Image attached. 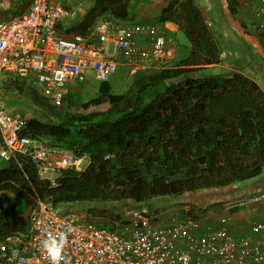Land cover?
Listing matches in <instances>:
<instances>
[{"label": "trees", "instance_id": "16d2710c", "mask_svg": "<svg viewBox=\"0 0 264 264\" xmlns=\"http://www.w3.org/2000/svg\"><path fill=\"white\" fill-rule=\"evenodd\" d=\"M138 1L94 0L65 33H84L101 14L129 20ZM226 4L233 12L236 0ZM158 21L174 23L188 51L166 67L139 74L132 92H114L109 79L97 83L94 97L76 104L71 87L56 109L30 91L56 121L30 118L21 133L86 154L89 163L81 170H65L58 185L50 187L27 158L0 159V193L13 194L0 200L5 206L0 238L23 232L25 210L38 200L47 199L57 209L85 205L89 221L114 228L123 215L115 205L119 201L158 212L156 203L151 208L140 205L154 197L213 190L264 174V91L240 71L246 65L222 74L200 72L223 59L196 0H164ZM1 85L20 91L23 83L4 80ZM65 105L78 111L64 110ZM102 206L110 208L98 209Z\"/></svg>", "mask_w": 264, "mask_h": 264}, {"label": "built area", "instance_id": "2783aa9c", "mask_svg": "<svg viewBox=\"0 0 264 264\" xmlns=\"http://www.w3.org/2000/svg\"><path fill=\"white\" fill-rule=\"evenodd\" d=\"M72 0H29L24 11L0 20V79L33 81L42 96L58 107L71 85L92 74L107 81L120 67L146 71L166 67L175 40L156 24L98 15L84 33L64 36L58 25L69 15ZM253 20L264 28V0H256ZM144 37V44L138 40ZM223 56V53H221ZM25 120L6 110L0 89V159L27 158L41 180L57 186L63 172L81 170L89 157L45 140L22 134ZM264 208V191L230 199L226 210ZM57 209L47 199L25 210V230L0 238V264H264V219L249 221L248 231L235 236L228 218L216 227L185 217L159 223L158 213L133 208L114 228L89 221L87 206ZM63 237V242L61 238ZM53 260L50 249L59 247Z\"/></svg>", "mask_w": 264, "mask_h": 264}, {"label": "crops", "instance_id": "0c3cea01", "mask_svg": "<svg viewBox=\"0 0 264 264\" xmlns=\"http://www.w3.org/2000/svg\"><path fill=\"white\" fill-rule=\"evenodd\" d=\"M152 1L154 5L157 4L159 5L160 8L164 4V0H152ZM196 1L199 7L202 9L203 14L208 24H209V20L215 15L214 8L217 9L219 14L222 15L223 21H225L227 26L230 28L231 33L233 34V36H235L237 40L234 43V45H236L235 51H239V48L237 47L238 43L243 42L245 44V48L247 50V54L250 57V61L245 60L244 63L239 62V64L232 67L230 71L239 70L240 66L246 65L244 68L240 70L242 73L247 74L251 78L254 79L255 78L254 75L256 71H259V73L262 75V80L264 81V28L262 29L257 28L254 20L252 19L253 9L257 7V1L256 0H236V4H235L233 12H231L228 9L226 0H196ZM21 2L26 4L27 0H0V12L8 8L6 11L8 12L18 11L16 12V14H18L22 12V10L18 8ZM158 14L154 17H150L149 19L146 18L143 23L156 24L160 26L166 32L168 36L176 40L177 44H176L175 49L172 52V57L170 60L172 63H174L186 55L188 51L187 44L185 40L181 39L180 32L177 30V26L172 22L160 23L158 21ZM10 16H13V15H10ZM81 18L77 17L76 15L71 16V14L69 13V15L64 17L59 23L58 25L59 33L64 36H71L72 34L71 35L66 34L65 30L68 27L72 26L73 24H77ZM1 19H4V18H1ZM144 42H145L144 37H141L138 40V44H144ZM221 57L224 61L225 60L224 55ZM220 64L222 65V63ZM120 68H123V67H120ZM142 71L147 72L144 69ZM209 71L212 72V69L210 70L201 69L200 70L202 74H206ZM177 79H180V77ZM4 80L11 81V82L17 81V80L10 79L8 77H3L0 79L1 101L3 97L6 98L8 96L10 97L11 95H17L19 97L23 92H25L27 94V99H26L27 102L29 103L30 106H34L36 105V103L31 98L30 91H35L38 95L44 98V101L47 104H49L50 106H53L48 102V100L44 96H42L39 86L36 85L33 81L26 82V80H24L23 82H21L23 83V85L21 86L20 91H18L15 88H9L7 90H4L1 85L4 82ZM89 80H90V77L86 81H83L81 83H83L84 85ZM78 84L79 83L71 85V87L73 88L71 92H73L74 89H76ZM262 90L264 91V89ZM4 107L6 108L7 111L11 113L19 114L25 121L30 118H34L33 115H37V113H39V111H35L33 109H29V110L27 109L28 111H30V115L26 113H21L20 111H18V107L15 105L11 107H8V106H4ZM256 182L257 181H255L254 185L252 186L253 188L256 187L252 192L264 191V174L259 176V181H258L259 183L257 184ZM234 186H236V183L230 184L226 187L213 189L214 192L219 194V198L214 200V202L216 203L218 202L217 203L218 205H216L215 208L221 209V206L223 204L219 202H222L223 200H225L229 194L231 195L235 193L233 190ZM253 188H247L246 186V191L251 190ZM204 191H210V190H202V191H195V192H204ZM195 192H188L186 194H191ZM181 203H182L181 206H179L178 208L163 209L160 212L158 211L157 213H158L159 223L160 222L161 223H172V222L181 220L185 217H188L189 215L187 214V211H190L191 208H189L188 204H184V202H181ZM132 204H134L132 201H119L115 205L117 206L116 208H120L123 211V214H126L131 208L138 206V205H132ZM151 205H152L151 203H148V204H142L140 206L151 208ZM163 205H167V204H163ZM258 208L259 209L255 213H251L247 207H242L237 211L235 210L225 211L229 213L227 227L229 231L231 232V234L235 236H239L248 231L250 220L264 219V208L261 205ZM191 213L198 216V218L201 220L202 225H206L207 223H210L212 226L216 227L217 222L215 219H212V217L208 215L202 216L201 214L196 213L195 211L193 212L191 211Z\"/></svg>", "mask_w": 264, "mask_h": 264}, {"label": "rangeland", "instance_id": "374dc122", "mask_svg": "<svg viewBox=\"0 0 264 264\" xmlns=\"http://www.w3.org/2000/svg\"><path fill=\"white\" fill-rule=\"evenodd\" d=\"M94 0H72L71 3L65 2V5L67 6V9L69 13L72 15H76L77 17H82L85 13V11L90 8V6L93 4ZM26 4L21 2L20 6L18 7L22 11L24 10ZM8 9V8H7ZM6 9V10H7ZM6 10H3L0 12V19L1 18H6L10 15L16 14L18 11H13V12H8ZM160 11L159 5H154L152 0H140L136 3V9L133 14L130 15L129 20L134 21V22H144L145 19H149L150 17L156 16ZM181 39L185 40L184 36L180 33ZM143 69L140 67H125V68H120L118 72L111 77V81L113 84V91L116 93H121L125 91H131L132 92V87L133 84L132 82L134 79L141 74ZM90 77V80L86 82L83 85V88H76L74 89L72 95L75 96V103H79L82 100H88L92 97H94L97 93V83L93 78V75L90 73L88 74ZM255 81L257 82L258 85L262 89H264V81L262 80V75L259 73V71H256L255 73ZM73 90V88H72ZM27 94L23 92L19 97L17 95H11L10 97H6L2 99V103L4 106L11 107L13 105L18 107V111L21 113H26L30 115L29 109H33L35 111H39L37 115H33L34 118L41 119V120H47L50 119L51 122L56 121V117H54L51 114L50 109L44 108L41 105H34L30 106L29 103L27 102ZM55 107V106H53ZM56 109L61 108V107H55ZM54 108V109H55ZM64 110L68 109L69 111H78L77 106H63ZM28 109V110H27ZM257 181L256 183L258 184L259 182V176L255 177L253 179H248L245 181H241L239 183H236V186H234V194H229L225 200L222 202H219L223 204L225 201H228L230 199H236L239 197H243L246 195H249L252 193V191L256 187H252L254 185V182ZM246 186L247 188H253L251 190L246 191ZM258 192V191H256ZM13 194L9 192H2L0 193V200L12 198ZM219 198V194L214 192V190L210 191H204V192H195L191 194H185L182 196L178 197H171V196H166V197H154L151 198L149 201H146V203H156L159 207V212L162 211L163 209H170V208H178L181 206V202H184V204H188L190 211H195L196 213L201 214L202 216L208 215L212 217V219H215L216 222L219 220L221 217H227L229 218V213L225 212L228 211L224 209L223 205L221 206V209L215 208L216 205H218L216 202H214L215 199ZM222 200V199H221ZM165 202V203H164ZM163 204H167L166 206H163ZM72 206V205H71ZM4 205H0V211L4 208ZM77 210L83 211L82 208H84L82 205L76 206ZM105 206L99 207L98 209L104 208ZM242 207L246 206H240L233 208L231 210H239ZM105 208H110V207H105ZM224 210V211H223ZM229 210V211H231ZM106 215H109V212L106 213ZM231 215V213H230ZM210 224V223H208Z\"/></svg>", "mask_w": 264, "mask_h": 264}, {"label": "water", "instance_id": "95a60500", "mask_svg": "<svg viewBox=\"0 0 264 264\" xmlns=\"http://www.w3.org/2000/svg\"><path fill=\"white\" fill-rule=\"evenodd\" d=\"M215 15L209 20L210 29L217 36L222 53L225 60L221 64H217L212 68V74L227 73L230 69L240 63L250 61V57L247 54L245 44L240 42L237 44L239 51H235L236 45H234L236 38L231 33L230 28L227 26L223 17L219 14L218 10L214 8Z\"/></svg>", "mask_w": 264, "mask_h": 264}, {"label": "clouds", "instance_id": "9594fccd", "mask_svg": "<svg viewBox=\"0 0 264 264\" xmlns=\"http://www.w3.org/2000/svg\"><path fill=\"white\" fill-rule=\"evenodd\" d=\"M61 240L63 242V237L61 238ZM61 247H62V243H61V245L59 247H55L53 249H50V251H52L54 253L53 257H52L54 261L59 260Z\"/></svg>", "mask_w": 264, "mask_h": 264}]
</instances>
